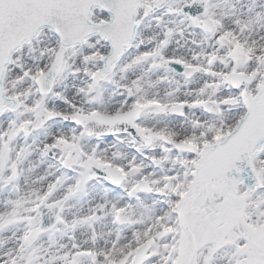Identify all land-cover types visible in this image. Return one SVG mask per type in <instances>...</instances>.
I'll return each instance as SVG.
<instances>
[{"label":"snow or ice","instance_id":"1","mask_svg":"<svg viewBox=\"0 0 264 264\" xmlns=\"http://www.w3.org/2000/svg\"><path fill=\"white\" fill-rule=\"evenodd\" d=\"M0 264H264V0H0Z\"/></svg>","mask_w":264,"mask_h":264}]
</instances>
